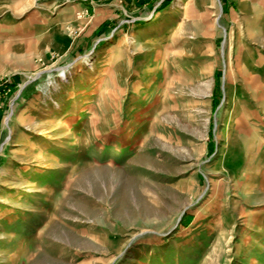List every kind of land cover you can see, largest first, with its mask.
<instances>
[{
  "label": "rangeland",
  "instance_id": "rangeland-1",
  "mask_svg": "<svg viewBox=\"0 0 264 264\" xmlns=\"http://www.w3.org/2000/svg\"><path fill=\"white\" fill-rule=\"evenodd\" d=\"M176 1L0 0V264H264V0Z\"/></svg>",
  "mask_w": 264,
  "mask_h": 264
},
{
  "label": "bare ground",
  "instance_id": "bare-ground-1",
  "mask_svg": "<svg viewBox=\"0 0 264 264\" xmlns=\"http://www.w3.org/2000/svg\"><path fill=\"white\" fill-rule=\"evenodd\" d=\"M191 0H177L174 4V8L175 10H180L184 5V4H187V2L189 3ZM130 43L136 47V48H139L141 47L143 41H142V38H141V34H134L131 38H130ZM245 43L242 42V46L244 45ZM158 46V47H157ZM150 47L153 48V47H157L156 51L161 53L162 51H164V49H166V44L165 43H160V38L157 37V38H153L151 40V44H150ZM117 54V49H116V46H114L113 49H110V52L109 54L107 55L106 57V61L108 60H112ZM152 58H153V54L147 56V59L143 60V65H142V69H143V73L141 74V76H139V78L135 81L134 83V88H135V93L139 94V92H141V88H142V85H144V82L143 80H145L147 77H146V73L148 72V70L150 68L153 67V63L155 62H151L152 61ZM261 61V60H260ZM167 63V62H166ZM261 63V62H260ZM91 69L92 71H95L97 69V65L96 63H93L92 66H91ZM50 106H52V109L54 108L55 111H61L62 110V105L61 103L57 100V98L55 97H52L51 98V104ZM20 121L22 123H25L28 121V118H26V116L24 115H21L20 117ZM255 131V130H253ZM256 137V136H255ZM255 142H258L259 144V147H261L262 144H264L263 142V139L260 137L258 139L254 138ZM254 140L251 141V145L250 147L252 146V142H254Z\"/></svg>",
  "mask_w": 264,
  "mask_h": 264
},
{
  "label": "crops",
  "instance_id": "crops-1",
  "mask_svg": "<svg viewBox=\"0 0 264 264\" xmlns=\"http://www.w3.org/2000/svg\"><path fill=\"white\" fill-rule=\"evenodd\" d=\"M170 1L171 0H137L138 3L144 2L143 8L139 11V14H143L141 18H144L145 15L151 16L164 11V9H167V7L169 6ZM136 10L137 9H133V11Z\"/></svg>",
  "mask_w": 264,
  "mask_h": 264
}]
</instances>
